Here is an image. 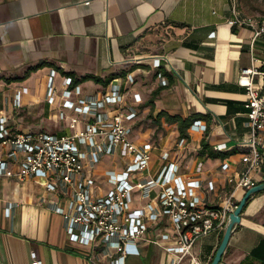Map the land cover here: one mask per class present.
<instances>
[{
	"label": "crops",
	"instance_id": "1",
	"mask_svg": "<svg viewBox=\"0 0 264 264\" xmlns=\"http://www.w3.org/2000/svg\"><path fill=\"white\" fill-rule=\"evenodd\" d=\"M251 1L256 0H0V118L6 116L21 131L58 127L57 107L47 99L52 70L61 90L69 76L90 94L119 81L139 109L134 140L154 148L150 172L155 174L161 156L171 152L182 174L222 185L225 160L233 170L246 167L243 143L250 130L241 71L255 67L264 73V37L253 44V30L230 21L236 6L264 16ZM157 57L160 68L154 66ZM160 72L169 85L161 84ZM255 83L264 88V74ZM24 87L29 90L17 106L16 94ZM138 93L143 101L135 103ZM176 116L192 119L188 136L179 121L169 119ZM198 119L206 131L193 127ZM149 121L163 130L159 139L153 127L144 129ZM183 137L189 144L179 148ZM205 141L211 151L202 154ZM223 143L227 148L215 149ZM200 162L204 169L198 174ZM246 192H237L239 202ZM54 202L64 203L34 179L0 178V264H32L33 251L45 264H111L112 258L99 255L100 248L71 240L65 216L51 207ZM10 205L14 219L7 214ZM153 228L158 229L147 238L169 225ZM225 231H212L195 244L193 252L203 264L213 262ZM172 258L163 246L144 239L128 248L126 264H173ZM220 264H264V191L244 208Z\"/></svg>",
	"mask_w": 264,
	"mask_h": 264
},
{
	"label": "built area",
	"instance_id": "2",
	"mask_svg": "<svg viewBox=\"0 0 264 264\" xmlns=\"http://www.w3.org/2000/svg\"><path fill=\"white\" fill-rule=\"evenodd\" d=\"M230 21L250 27L253 44L264 37V16L248 15L236 6ZM154 66L160 68L162 59L155 58ZM56 73L51 71L47 99L57 107L56 122L62 131L15 130L2 115L0 178L34 179L48 191L58 193L64 203L54 202L51 207L65 216L71 240L100 248L99 255L112 258L111 264H126L128 248L144 239L163 246L173 256V264L186 259L190 264H203L193 252L195 244L212 231L226 229L230 214L240 203L239 190L248 191L264 182V88L255 83V77L264 73L255 67L241 71L240 83L248 95L250 130L243 143L246 150L242 162L246 167L233 170L232 162L225 160L221 164L225 173L222 185L216 179L182 174L171 152L161 156L159 169L152 174L154 148L134 140L139 109L130 103L121 82L112 81L105 92L90 94L69 76L61 90ZM159 79L162 85H169L162 72ZM28 90L24 87L16 94L17 106H22V93ZM142 101L141 95L135 94V103ZM193 127L208 129L200 119ZM188 144L183 137L177 146L186 148ZM225 148L226 143L215 146L217 150ZM107 158L115 163L103 170ZM203 169L204 163H198L196 172ZM7 214L15 218L13 205L7 208ZM165 221L168 229L146 237ZM32 257V264H45L36 251Z\"/></svg>",
	"mask_w": 264,
	"mask_h": 264
},
{
	"label": "water",
	"instance_id": "3",
	"mask_svg": "<svg viewBox=\"0 0 264 264\" xmlns=\"http://www.w3.org/2000/svg\"><path fill=\"white\" fill-rule=\"evenodd\" d=\"M264 191V182L259 183L258 185L252 187L249 189L240 203L238 204V207L235 209L234 212L230 214V218L226 227L225 236L224 239L218 249V252L216 254L215 259L211 264H220L223 256L228 248V245L230 243V240L232 238L233 232L236 228V226L242 221V213L244 211V208L250 201V199L257 193Z\"/></svg>",
	"mask_w": 264,
	"mask_h": 264
},
{
	"label": "rangeland",
	"instance_id": "4",
	"mask_svg": "<svg viewBox=\"0 0 264 264\" xmlns=\"http://www.w3.org/2000/svg\"><path fill=\"white\" fill-rule=\"evenodd\" d=\"M249 5L252 6V8L254 10H260L261 12L264 13V0H256L254 2L251 1V2H249ZM150 127L151 128L153 127V129H154V134L153 135L156 136L155 138L159 139L160 134H161V132H163V130L161 128H159L155 123H152L150 121L148 122V124H146L144 126V129L146 130V129L150 128ZM40 128H44V130H53V131H56V132L62 131L60 126L59 127H57V126H52V127L44 126V127H40ZM106 161H107V163L103 164V167H102L103 170H105L106 168H111L112 165L115 163L114 159H111V158H107Z\"/></svg>",
	"mask_w": 264,
	"mask_h": 264
},
{
	"label": "trees",
	"instance_id": "5",
	"mask_svg": "<svg viewBox=\"0 0 264 264\" xmlns=\"http://www.w3.org/2000/svg\"><path fill=\"white\" fill-rule=\"evenodd\" d=\"M170 120H177L181 123V132L183 136H188L187 129L192 123V119H182L180 116L176 117H169ZM210 150V145L206 141L203 142V149H202V154H206ZM211 151V150H210ZM211 156H214V153H210Z\"/></svg>",
	"mask_w": 264,
	"mask_h": 264
}]
</instances>
